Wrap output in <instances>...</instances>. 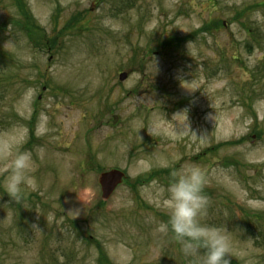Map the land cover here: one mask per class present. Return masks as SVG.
<instances>
[{
  "label": "rangeland",
  "instance_id": "1",
  "mask_svg": "<svg viewBox=\"0 0 264 264\" xmlns=\"http://www.w3.org/2000/svg\"><path fill=\"white\" fill-rule=\"evenodd\" d=\"M5 134L24 138L35 188L15 203L0 187V264H201L160 227L188 165L200 222L264 264V0H0ZM111 169L127 179L103 200Z\"/></svg>",
  "mask_w": 264,
  "mask_h": 264
},
{
  "label": "clouds",
  "instance_id": "2",
  "mask_svg": "<svg viewBox=\"0 0 264 264\" xmlns=\"http://www.w3.org/2000/svg\"><path fill=\"white\" fill-rule=\"evenodd\" d=\"M260 15L259 12L254 14L256 17ZM102 23L106 27H115V22L110 18H105ZM148 131L152 134L158 131V127L153 125ZM37 134H41L39 127ZM23 142V137H13L9 134H5L4 139L0 141V159L4 161L3 168H0V173L4 175L0 187L15 203L21 201L23 191L35 188L34 178L30 174L34 164L32 154L20 150ZM203 185L202 171L196 165H188L180 171L173 172L166 189L161 190L163 199L159 206L164 209L168 220L160 227L162 230H171L181 243L185 255H194L203 248L201 264H230L227 258L230 242L226 234L218 227L200 222L207 214V199L203 194Z\"/></svg>",
  "mask_w": 264,
  "mask_h": 264
},
{
  "label": "water",
  "instance_id": "3",
  "mask_svg": "<svg viewBox=\"0 0 264 264\" xmlns=\"http://www.w3.org/2000/svg\"><path fill=\"white\" fill-rule=\"evenodd\" d=\"M127 77V72H122L119 75V79L121 81L125 80ZM125 178L126 174L119 169H111L109 171L102 172L98 179L101 186L102 199L108 200L118 185H120Z\"/></svg>",
  "mask_w": 264,
  "mask_h": 264
},
{
  "label": "trees",
  "instance_id": "4",
  "mask_svg": "<svg viewBox=\"0 0 264 264\" xmlns=\"http://www.w3.org/2000/svg\"><path fill=\"white\" fill-rule=\"evenodd\" d=\"M200 249L204 252L203 248H200ZM227 258L230 260V264H239L235 260L231 259L230 257L227 256ZM98 264H111V263L104 257L103 254H101V257L98 259Z\"/></svg>",
  "mask_w": 264,
  "mask_h": 264
}]
</instances>
